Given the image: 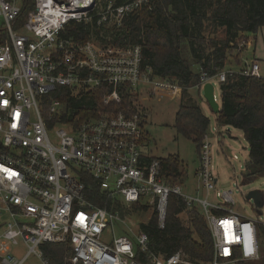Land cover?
I'll list each match as a JSON object with an SVG mask.
<instances>
[{"label":"built area","instance_id":"obj_1","mask_svg":"<svg viewBox=\"0 0 264 264\" xmlns=\"http://www.w3.org/2000/svg\"><path fill=\"white\" fill-rule=\"evenodd\" d=\"M108 2L99 9L97 0H34L23 24L15 28L21 0H0L7 34L0 43V215H7L0 227V264H26L31 256L38 264H50L40 247L45 242H67L70 264H193L180 251L157 254L139 228L103 241L106 228L121 220L120 213L86 198L84 174L109 201L155 211L160 228L170 194L183 198L186 208L196 207L213 245L211 259L199 264L259 263L258 217L207 199L217 183L207 133L196 171V192L204 190L206 196L199 198L185 194L180 183L167 184L159 161L142 152L145 132L137 113L106 108L80 118L59 97L64 88L70 97L86 102L103 85L111 89L102 98L104 106L119 103L122 90L131 96L146 89L149 95H180L181 86L143 66L139 45L65 35L71 22L92 18L100 29H117L125 15L148 0ZM241 73L259 76V64L254 61ZM225 79V72L216 76L219 83ZM208 80L202 76L198 87ZM224 131L217 128L216 138ZM220 196L225 204L234 202L232 190ZM135 243L142 259L135 257ZM18 245L25 252H13Z\"/></svg>","mask_w":264,"mask_h":264},{"label":"trees","instance_id":"obj_2","mask_svg":"<svg viewBox=\"0 0 264 264\" xmlns=\"http://www.w3.org/2000/svg\"><path fill=\"white\" fill-rule=\"evenodd\" d=\"M108 1L104 0L103 5ZM126 1L113 0L112 3L119 5ZM33 7L34 0H21L19 14L13 22L15 28L23 24ZM263 26L264 0H148L139 9L125 15L121 27L114 28L108 39L100 36L96 18L87 23L71 22L65 35L79 41L94 37L115 45H139L143 66H148L152 75L182 87L174 115V129L177 135L193 141L199 155L202 139L208 132L209 119L188 89L198 87L202 76L211 78L222 72L228 57H232L231 50L245 42L241 33H255ZM210 29H221L223 37L212 36ZM6 37L4 28H0V43ZM242 51L239 48L235 56ZM192 64L199 66L198 71L191 69ZM243 66L239 72H226V79L220 82V107L215 120L219 127H231L242 132L248 144L243 172V182H247L249 178L264 175V77L241 73L247 67L246 64ZM60 90L62 95L59 97L67 102L69 112L74 116L92 117L109 108L131 115L137 113L143 125L144 115L133 104L127 90L120 91L119 103L112 102L108 106L102 104V98L111 89L104 85L97 88L86 102L70 97L64 88ZM156 159L160 165V176L167 184L182 183L186 178L178 154ZM81 179L86 185L88 200L123 213L120 202L106 199L91 176L84 174ZM185 208L183 198L170 194L163 228L159 227L154 211L148 222L139 224V229L148 235L150 246L157 254L167 257L180 251L193 264H199L212 257V237L205 220L194 210L187 211L185 220L180 216ZM134 246L135 257L142 259L137 243ZM40 247L50 264H70L67 242H45ZM257 264H264V258Z\"/></svg>","mask_w":264,"mask_h":264},{"label":"rangeland","instance_id":"obj_3","mask_svg":"<svg viewBox=\"0 0 264 264\" xmlns=\"http://www.w3.org/2000/svg\"><path fill=\"white\" fill-rule=\"evenodd\" d=\"M103 1L104 0H97L99 9L102 8ZM112 2L113 0H110L108 3ZM0 28H3L1 17ZM113 29V26L105 25L104 28L101 29L100 36L108 39V34ZM209 33L212 36H217L219 38L223 37L221 29H210ZM93 39L96 38L93 37ZM239 48L243 51L236 57L235 55L237 54ZM231 55L232 57H228L226 67H230L234 73L239 71L238 69L244 64V62H250L252 58L251 49H244L243 46H237L235 50H231ZM261 66L260 76L264 77V66ZM191 69L193 71H198L199 66L197 64H192ZM211 82L214 87L215 100L219 104V82L216 80H211ZM181 93L182 92H180V95ZM192 94L194 96L193 92ZM180 95L178 96L179 98L169 93L149 95L148 89H146L132 96L134 100L133 104H135L138 111L142 112V115H144L142 127L143 131L146 133V139L142 142L141 149L144 154L153 156L154 158L178 154L182 161V167L186 173V178L183 179L182 183H180L182 185L183 192L194 197L204 198L206 196L204 190H199L198 193L196 192V188L199 185V180L195 175L199 166L198 151L191 139H186L177 135L174 129V115L179 106ZM197 102L209 119L207 136L211 143L212 171L217 177L216 186L213 190L209 191L207 199L209 201L213 200L214 202L222 203L226 207L232 208L235 212L243 215L258 217L261 233V259L259 263H261L264 258V205L262 207H255L252 201L247 200L245 196L248 191L253 189H257L264 193V175L249 178L247 182H243V172L245 170V163L248 157V144L243 138L242 132L235 128L229 129L217 127L215 122V112H213V110L209 107L208 103L205 100L200 101L199 99ZM217 128L222 130L227 129L220 138H216ZM235 182H237V186L235 185ZM224 190H232V198L234 200L233 203H223V199L220 195ZM122 207L123 213H120L121 220L115 222L113 226L106 228L102 235L103 241L111 242L113 236H119L120 234L130 235V228L136 232L139 228V224L141 222H148L153 214V212L151 214V210H143L141 206L137 205ZM188 210H194L198 213L196 207L186 208L180 214L184 220L187 219ZM6 219V214L0 215V227H3ZM12 251L19 254L25 252L24 248L20 246L12 247ZM26 264H38V262L34 256H31L26 261Z\"/></svg>","mask_w":264,"mask_h":264},{"label":"crops","instance_id":"obj_4","mask_svg":"<svg viewBox=\"0 0 264 264\" xmlns=\"http://www.w3.org/2000/svg\"><path fill=\"white\" fill-rule=\"evenodd\" d=\"M241 36H242V39L245 40L246 44H245V48H249L251 49V52H252V58H251V61L250 62H244L243 65H250L252 62H257L259 64V75H260V70H261V65L264 66V26L263 27H260L255 33H241ZM227 63V62H226ZM263 63V64H262ZM240 65V64H239ZM240 66V68L238 70H240L242 67L244 68V66ZM233 70L230 69V67H226V64L222 70V72H232ZM239 72V71H238ZM234 73V72H233ZM209 80L207 82H211V80H216V76H213L211 78H208ZM212 83V82H211ZM213 84V83H212ZM220 84V83H219ZM196 87V86H195ZM202 88V87H201ZM201 88H200V91L198 90L199 88L196 87H192V88H189L188 89V93L194 98V100H200V101H204L203 97H202V91H201ZM194 93V96L192 94V92ZM196 92V93H195ZM179 98V97H178ZM215 98V96H214ZM219 107H220V91H219ZM201 108V106H200ZM202 110V113L205 115L203 109L201 108ZM206 116V115H205ZM216 119V118H215ZM216 122V120H215ZM224 128H231V127H224ZM227 130V129H226ZM229 131V130H228ZM146 134V133H145ZM146 139V135L144 136L143 138V141ZM150 156V155H149ZM150 157H153V156H150ZM196 175V174H195ZM212 202H214L212 200ZM214 203H219V202H214ZM260 237H261V233H260ZM20 247L23 248L22 245H18ZM17 246V247H18ZM261 247V246H260ZM21 254V253H20Z\"/></svg>","mask_w":264,"mask_h":264},{"label":"water","instance_id":"obj_5","mask_svg":"<svg viewBox=\"0 0 264 264\" xmlns=\"http://www.w3.org/2000/svg\"><path fill=\"white\" fill-rule=\"evenodd\" d=\"M201 91L203 99L208 103L213 112L217 113L219 111V104L214 98L213 84L211 82L204 83ZM245 198L251 200L255 207H262L264 205L263 193L257 189L248 191Z\"/></svg>","mask_w":264,"mask_h":264},{"label":"snow or ice","instance_id":"obj_6","mask_svg":"<svg viewBox=\"0 0 264 264\" xmlns=\"http://www.w3.org/2000/svg\"><path fill=\"white\" fill-rule=\"evenodd\" d=\"M226 223V222H225Z\"/></svg>","mask_w":264,"mask_h":264}]
</instances>
